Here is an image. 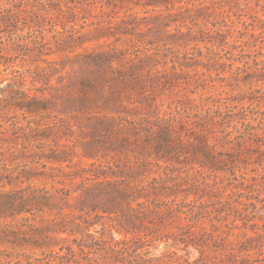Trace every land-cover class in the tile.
<instances>
[{"label":"rangeland","instance_id":"1","mask_svg":"<svg viewBox=\"0 0 264 264\" xmlns=\"http://www.w3.org/2000/svg\"><path fill=\"white\" fill-rule=\"evenodd\" d=\"M51 4L56 10L54 14L36 17V25L26 17L24 28L0 34L3 37L0 41L41 43L43 34H47V48L51 50L43 58L51 63L40 61L38 64L47 67L45 72L51 83L43 79L33 86L36 57L32 59L27 49L12 51L11 57L19 56L17 60L15 57L16 68L27 76V87L38 94L43 90L48 96L57 93L78 96L83 88L81 79L88 76L94 86L90 90L92 103L82 105L78 100L69 103L57 99L50 112L28 118L21 112L18 115L23 122L39 121L46 129L45 134L50 136L51 147L65 150L73 158L72 169L94 170L99 172L100 179L83 180L77 175L73 184L68 181L71 196L62 204V214L39 221L45 224L54 219L60 228H66V233L44 242L43 249L0 247L5 250L0 256L11 264H49L53 260L51 256L64 255L71 249L76 251L80 264H88L81 248L89 246L93 251L90 258L99 264H112L106 258L105 249L124 236L117 233L114 215L102 211L114 209L109 199L105 196L99 203L95 200L83 203L85 188L112 180L122 168H136L139 164H147L143 173L145 182L171 173L181 190L188 188L189 181L186 183L184 179L194 174L191 165L176 163L169 170L166 166L161 168L151 154L153 146L144 151L139 148L140 140L152 139L165 122L187 126L208 116L227 125L233 137L239 132L263 131L264 101L259 98L264 93V82L247 78L245 64L248 61L254 65L255 58L264 59V40L251 35L252 24H258L254 21L264 20V0H169L160 7L149 5V0H51ZM64 24L66 30L74 26L77 42L66 46L69 52L55 53L57 46H61L57 45L58 40L63 43L61 35H70L57 34L63 31ZM164 24L170 27L164 28ZM202 30L210 32L203 34ZM85 49L96 53L118 51L120 61L115 62L114 68L124 71V77L119 78L106 61L93 70L102 73L100 77L89 74L77 63L73 67L71 60ZM135 64L139 65L137 73L144 72L139 74L145 81L144 86L135 85L130 78V67H136ZM148 70L153 74L147 73ZM151 78L158 82L153 84ZM226 120L231 123H225ZM185 128L181 139L193 141V135L199 131ZM126 138L131 141L129 145L124 143ZM254 157L251 154L245 160L239 158L241 171L237 173L247 172L249 177L264 175V165H255ZM210 178L211 183L213 177ZM148 245V255L153 258L173 251L177 257H187L186 252L164 242ZM89 248L84 247L85 252H90ZM190 255L194 260L198 253L191 249ZM37 258L43 261H36Z\"/></svg>","mask_w":264,"mask_h":264},{"label":"trees","instance_id":"2","mask_svg":"<svg viewBox=\"0 0 264 264\" xmlns=\"http://www.w3.org/2000/svg\"><path fill=\"white\" fill-rule=\"evenodd\" d=\"M168 2L149 0V5L160 7ZM55 11L51 0H0V34L24 28L26 17L36 25V17L41 19ZM256 22L258 24H252L251 35L264 40V20L258 18ZM62 26L63 31L57 34L70 35H61L63 43L58 40L57 45L61 46H57L55 53H67L70 48L66 46L77 42L74 26L70 30H66L65 24ZM165 27L170 25L164 24ZM208 32L203 31V34ZM48 38L43 34L42 45L0 41V247L5 249H43L44 242L66 233V228H60L54 219L45 224L39 221L62 214V204L71 196L68 181L73 184L77 175L83 180L100 179L99 172L94 170L72 169L73 158L65 150L51 147L50 136L45 134L42 124L37 120L23 122L18 115L21 112L28 118L50 112L57 99L69 103L78 100L82 105L92 103L90 90L94 86L88 76L81 79L83 88L78 96L58 93L48 96L43 90L38 94L27 87V76L16 68L19 56H11L13 52L27 49L32 59L36 57L33 59L37 64L36 76H32L33 86L43 79L51 83L45 72L47 67L38 64L40 61L51 63L43 58L50 55ZM118 54V51L96 53L85 49L77 52L71 63L100 77L102 73L93 70L106 61L108 68L116 70L117 76L123 78L124 71L114 68L115 62L120 61ZM253 62L254 65L248 61L245 64L246 77L264 82V65L261 66L264 59L255 58ZM135 65L130 67V78L135 85L144 86L145 81L139 76L144 72L137 73L139 65ZM147 73L153 74L149 70ZM151 80L153 84L158 82V79ZM259 100L264 101V93ZM177 125L165 122L152 139H141L139 148L144 151L153 146L151 154L161 168L166 166L169 170L176 163L191 165L194 174L184 179L186 183L189 181L188 188L181 190L171 173L145 182L143 173L147 164L122 168L112 180L85 188L83 203L90 204L93 200L99 203L105 196L109 199L114 209L103 208L102 211L114 215L117 233L124 236L105 249L106 258L112 264H264V175L249 177L247 172L237 173L241 171L238 159L245 160L251 154L255 155V165H264V128L262 132L244 131L233 137L227 125L208 116H202L196 124ZM185 127L199 131L193 135V141L181 139V134L187 130ZM130 142L128 138L124 141L127 145ZM210 176L213 177L211 183ZM229 190L226 199L223 198ZM158 241L186 252L187 257H177L176 251L160 258L149 256L146 246ZM84 247L81 252L87 255L85 261L99 264L98 260L90 258L92 248L85 252ZM191 249L198 253L194 260L190 258ZM3 251L0 249V255ZM76 255V251L70 249L64 255L51 256L53 260L49 264H80ZM0 264L11 263L0 256Z\"/></svg>","mask_w":264,"mask_h":264}]
</instances>
